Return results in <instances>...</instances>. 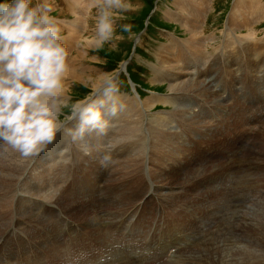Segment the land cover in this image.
Wrapping results in <instances>:
<instances>
[{"label":"rangeland","instance_id":"rangeland-1","mask_svg":"<svg viewBox=\"0 0 264 264\" xmlns=\"http://www.w3.org/2000/svg\"><path fill=\"white\" fill-rule=\"evenodd\" d=\"M64 1H66V2H64ZM69 1H71V0H48V2L52 3V5H53V11L51 13H49V15L58 17L61 22H65L67 19L72 20L73 19L72 17L71 18L68 17L66 19L63 15H61V13L65 15V13H63L64 12L63 9L65 8L64 3L68 4ZM72 1L73 2L77 1L78 3H76V4H78V5H80L82 3V4H84L83 7H85L86 9H89V14H88V17L86 19L87 23L85 25L88 29L86 28V30L82 34V36H86V37H88L89 40H91V33L93 31L94 15H95L94 10H92L89 7L88 2H91V0H72ZM237 1H239V0H237ZM237 1L236 0H209V1L208 0H127V2L131 5V7L122 13L121 19L116 21V30L115 31H116V36L119 37V39H114L111 43L105 44L103 46V48H99V49L96 48L94 45H90L91 47L90 46L86 47V45L88 46V44H86L84 40L79 39V38H78L77 42L75 43L76 46L74 48L72 46L73 44H70V43H68L69 41H67V46H68V50H69L70 57H71V58L69 57V73H71V72L74 73L73 76L70 74L69 75L67 74V75L75 77L76 74L78 76V75H81L82 72H84L82 75L90 78V79L89 78L79 79L80 77H77V79H70L67 77L66 82L70 83L68 85L69 88L67 91V95H68L67 98L69 100V103L74 102V101L79 100V99H83L87 95H89L91 92V89L96 87V86H94V84L96 83L95 79H97L99 77V75H101V74L104 76H107L106 80L111 79V80L116 82V84L118 85V89H119V91L117 93V97H121L124 99L125 98H135V100L138 102L149 101L151 99V101L153 102L155 96H166V95L170 96L171 93L168 92V90H167L169 81L158 79L159 81L153 82L155 80V79H153V76H154L153 67H155L156 65H157V67L158 66L160 67V65L158 64V61H157V55L159 53L158 50H160V49L162 50V48L164 47V45H166V43H168L170 45L173 42L176 45H179V44L183 45V44H185V40H187V38H188V36L184 33L185 32L184 27L181 25L184 24V25L188 26L189 24H187V23H189L190 21H188L187 19H189V17L188 16L185 17L186 14L184 16V13H181L179 6L185 7V9H193L195 7L198 8V14L196 15L197 17H194L196 19V21L198 22V24H197V35L200 39L201 38H204V39L205 38H213V41L211 42V44L209 46L206 45L207 47L205 46L204 48H200L197 55L205 54L208 59L211 58L213 60V59H215L214 57L216 56V53L218 54V52H219L220 56L222 55L224 58L228 59V62L230 61L229 64H227L225 61V64H227V67H232L235 63V54H234V52H232L233 48H234L233 46L238 45L237 42H240L242 44L241 47H244V49H245L244 50L245 57L246 58H253L252 54L254 52L253 51L254 48H253L252 39L253 40H261L264 37V18H263V20H260V21L258 20L257 22L254 23V24H256V26L253 27L254 32H255V36L252 39L250 38V34L248 33V31L246 29H244L245 27H251L252 26V18H251L249 13H244V15L242 16V19L236 20L237 22H239V25L242 28L241 32L239 33L237 30H230V32L228 34V38L227 39L224 38V35L227 32L226 27H225L226 23H227L228 19H230L233 6L235 5V3ZM260 1H261V5L264 4V0H260ZM37 2H43V0H37ZM242 2H244V5L247 6L245 9H248V10L251 9V7L249 5L251 2H248V0H242ZM70 3H72V2H70ZM86 6H88L89 8H87ZM179 12L181 14H183V16L181 14H179ZM178 16H180L179 19H181V18L183 19V22L177 21ZM198 16H200L201 19L200 18L198 19ZM263 16H264V10H263ZM82 20H85V18H82ZM82 20H81V22L84 23V21H82ZM201 21H203V22L201 23ZM191 23H194L193 20L191 21ZM62 25L64 26V34L67 37V33H66V29H67L66 27L67 26H65L64 24H62ZM123 25H129L130 29L128 31H124L123 27H122ZM182 27H183V29H182ZM200 27H201V30H200ZM191 29H192V26H189V31ZM231 34H232V36L229 37V35H231ZM67 40H68V38H67ZM261 41L264 43V38ZM261 41H259V43ZM262 47H260L261 50L264 49V46H262ZM171 48H172V46H170L168 48V50L170 51ZM260 49H259V51H261ZM246 51L252 52L250 54L251 56L247 55ZM263 51L264 50H262L261 53ZM236 52L239 53V51H236ZM77 53L78 54L81 53L80 55H81V58L83 60L81 58H79V59L75 58V57H80V55H78ZM74 55H77V56L74 57ZM174 56H176V55L173 54L172 59L175 58ZM163 57H165V56H163ZM198 57L199 56L195 55V56H191L189 59H186L187 63L183 64L185 69L182 68V66L179 65L178 62H176V64L184 70V71H182L184 73L181 72V73H179V75L185 76L182 74H188V75H186L187 77L185 78V80H191L190 82H193V84H197V87L193 89V90H197V91H194L193 93L191 92L189 95L187 94L188 99L186 100V104H185V105H187V106H185L186 108L182 109L181 111L179 110V112L183 118H188L189 116H191V117H193V119L185 120L184 122H182L179 119V118H181L180 116L172 115L174 113L173 109L175 107H177L178 104L171 107V106L167 105L165 102H163L162 100H157L153 104L155 108L152 111H150L151 109L145 110L146 112L143 111L147 117H143L142 121H141V123L143 125L142 129L145 130L150 125V123H149V125H147V122H149L150 118L152 120L153 118H155L156 116H159L162 113L166 114L164 116L172 118V120H170L172 132H173V134H177V137H174L172 139L174 140L176 145H178L177 146L178 155L177 156L175 155L177 160H178V164L176 165V167H177L179 174L182 177L178 176V177H176V180H170L166 185H164L165 180L168 177V176H165L164 173L169 172V170H170L169 166H175L176 163L173 162L174 163L173 164L171 161H167L161 165V163H159L156 160V157L155 158L149 157V151L152 150V152H153V151H155V149L150 144V140L146 139L143 143L145 145L143 150L144 149L147 150V154H146L147 156L145 157V159L143 161V165L140 168L141 170L134 171L133 166L131 164H129V162L127 161L128 160V158H127L125 160V163L122 165V170H121L122 172H125L127 174V176H125V177L122 176L121 175L122 173H118L120 176L119 175H116V176L111 175L109 183L114 177H115L114 180H124V179L129 180L130 178H131L130 180H132L134 178V182H136L135 179H137V180L144 182V184L146 183V185L151 187L150 190L153 191L154 193H156V195L159 197L175 198V199L177 198L178 200H181L182 202L187 201V202L196 204V201L194 199V194L196 193V190H193V194L191 196L182 197V192H183L182 187L185 186L184 185L185 183L186 184H188L190 182L194 183V181L196 179V178H194L195 174H200L201 172H205L206 174L200 175L201 178L205 179V180H207V178H216L217 181L215 179L214 183L211 185V189H218L219 188L218 179L224 178V174L228 170L233 171V169L236 168V165L234 164V162L232 163L233 158L238 159V157H239V160L241 162L240 163L241 166H239V167H242V161L240 159L242 145L248 139V133L254 127L255 122L260 119V117H261L260 113L264 112V106L260 103L255 102L251 112L247 111L250 108V106H247L246 108H239V107L232 108L231 103L233 101H235V100L236 101L237 100L242 101L239 99V94L235 90L236 87H232L230 85V84L234 85L237 82L238 77L236 76V68L234 69L235 72L233 74V77L231 76L229 70H227L226 71V80H223L221 77V75H223V68L218 69L217 72L215 71L216 73H211L213 71V67H211L212 63L200 66V64H199L200 61L198 60ZM73 58H75V59H73ZM178 59L176 58L177 61H178ZM200 59H203V56H201ZM72 60H74L75 64H74V69H72L70 71V66H72V62H73ZM76 60H78V61L76 62ZM204 62H206V58H205ZM201 63H203L202 60H201ZM164 64L170 65L167 67H166V65L164 66V67H166L165 71H168L171 73L175 72V71L177 72V70L173 71L172 66H171L172 64L169 62V60H166V62ZM159 67H158V69H161ZM194 67H197V68L194 69ZM214 67H217V66H214ZM247 67H249V65H247ZM253 67L251 68V70L248 69V71H253V70L257 69V66H255V64ZM81 69L84 71H82ZM79 71H81V73ZM194 71H197V72H194ZM207 71L209 72L208 75H207ZM244 76H246V73H244ZM211 77H213V79H214V86L213 87L210 84L211 83V81H210ZM239 77L242 79L241 75H239ZM99 83L100 82H98V84ZM203 83H205L207 85V87H204ZM255 83H257V82H255ZM224 87H226L227 92L223 94L222 90ZM204 91H209L211 93V95L209 96V95L204 94ZM150 96H152V97H150ZM202 98H204V99H202ZM257 101H261L260 96L257 97ZM193 102L199 103V105H201V108L198 110L197 108L193 107L192 106ZM179 103H181V102H179ZM173 104H174V102H173ZM204 105L208 106V108L210 110L212 109V111L215 114H217V116L219 118H221L225 121L224 123H227V125H228V127H226L227 130H225L224 127L219 128V126L211 124L209 122V119L206 117V115L204 113L202 114L203 116L205 115L203 118L201 113H202V111H205L204 108H202V106H204ZM262 108H263V110H262ZM67 111H68V109H65V113H67ZM105 113L104 114H105V117L107 119H108V117H111L107 114V110H105ZM239 113H241V114H239ZM244 113H245V115L242 116V114H244ZM184 115H187V116H184ZM116 116L117 115H115L114 117H116ZM254 116L256 118H259V119L256 120ZM248 119H249V122L247 121ZM177 120L180 121L181 123L178 122ZM262 120H264V119H262ZM172 121H173V123H172ZM195 121L197 122L196 124H192V125L188 124V123H192ZM113 123H114V120L113 119L110 120V126L111 127L113 126ZM175 123H177V124L180 123L179 125L183 126V128L188 132V135H190L193 140H196L198 148H199L197 152H195V150L190 149L189 144L182 138L180 133L175 130V127H174ZM74 125H75V121L68 123L66 125V127L71 128ZM167 125H168V122H167ZM206 125H208V126L206 127ZM256 127H259V126H256ZM117 134L118 133L116 132V128L115 129L109 128L105 135L96 136V137L90 136L87 138V145L86 146H83V145L78 146V148H79L78 150L85 155H88L89 150L97 151V153L99 155L97 158H94V160H95L94 164L95 165L93 164L92 168L94 167L93 169H95V170H93V171L90 170L91 174L89 176H91L93 178V179L89 180L90 185H92L93 182L97 183V182L101 181L103 174H104L103 171L105 170V166H106L103 162H105V163L110 162L111 167H113L112 165H114V161H115L116 156H114L113 149H112V153H111V155L113 154L112 155V162L110 160L104 158L105 157L104 156V150L106 153V151H109L110 150L109 148L113 147V146H117L118 148H120V147L125 148V146H123L121 144H110L112 141H114L116 139ZM146 137L148 138L147 135H146ZM256 139H257L256 143L258 144V146L255 149V152L259 153V152H262V150L260 149L262 146H263L262 149H264V144H263L264 125L257 131V134L254 138L253 144H254ZM68 142H70V137L68 135H66L64 132L59 133L57 135V139H56L57 146L54 145L51 149H49V151L47 152V155H46L47 157L45 158V160H42V162L46 163V164H44V166H42V167L39 166L40 160L45 157V156L44 157L39 156L38 160L35 163L36 169H44L50 163V161L57 160L58 156L56 155L57 154L56 152H58V150H61L63 147H65L66 144L68 145L69 144ZM63 143H65V145H61ZM108 143H109V145L104 146V144H108ZM260 143L263 145L261 146ZM253 144L251 145V147L253 146ZM108 146H110L108 148L109 150H106V147H108ZM140 148H142V147H140ZM140 148L138 146V150ZM200 148H203V149L200 150ZM82 150H84V151H82ZM128 151H129V153L131 152L130 150H128ZM179 152H180V154H179ZM67 154L69 155V153H67ZM70 156H73V155L70 153ZM209 156H210V158H209ZM218 156H220L221 158H217ZM56 157H57V159H56ZM60 157H62V156H60ZM214 157L217 158L218 160L215 159ZM49 158H51V160H48ZM70 158H72V157H69L68 159L66 158L65 160H64V157L62 159L59 158L57 160L58 163H59V160L60 161L62 160L61 164H59V167L64 164L63 160L68 162ZM86 159H87V162L91 161L89 158H86ZM191 161L193 162V164L197 163V161H198L197 166H196V164L193 165ZM254 161H256V160L254 159ZM62 162H63V164H62ZM235 162L237 163V160H235ZM98 164L102 167V168L100 167L99 170L96 169V167H99ZM158 164H159V166H158ZM221 168H222V170H221ZM225 168L227 169V171ZM256 169L261 171L262 175L264 174V164H262V163L257 164ZM112 170H113V168H112ZM38 171L35 172V174H34V176L37 177V180H34L33 183H38V178L44 179V178L50 177L49 175H47V173L38 172ZM117 171L120 172L119 168H117ZM41 174L45 177L41 176ZM208 174H210V175H208ZM163 175H164V177H163ZM240 175L243 176L241 173H240ZM152 176L155 177V179ZM95 179L97 181H94ZM156 180L158 181L159 185H157L158 183L157 184L154 183V181H156ZM28 181H30V180L28 179ZM161 181H164V182H161ZM244 182H246V181H244ZM2 186L5 187L7 185L3 184ZM261 186H264V183L263 184L261 183ZM137 189H138V187H137ZM46 191H47V193H46ZM60 192L61 191L58 190V192L55 193V190H53V193H52V191L50 189L46 188V189L40 191L39 195H42V197H41V199H37V200H43L44 194H47V196H49L53 200L48 201L45 199L46 201L45 200H43V201L50 203V204H56L62 210L64 209L62 212L64 214H66L67 217H69L71 220H73L76 223L81 224V225L83 223V221H82L83 217L92 216L89 213L93 212V211H89L85 215L82 214L84 211H80L83 207H85V205H83V204H86V201H80L79 202L76 199L70 200L67 197H65L66 199H63ZM188 192L191 193L192 191L190 190ZM50 193H51V195H49ZM260 194H261V196L264 195V187L262 188V192H260ZM217 196L218 195H216V194L215 195H209V194L207 195L206 194L203 196V199L199 202V205H198L199 207H202V209H203V213L200 214L199 217L203 218L205 216V213L207 212V210H210V209H206V207L209 206L210 204H212V200H214ZM13 198L14 197H11V198L5 199V200L4 199L0 200V230H1L0 234L10 224V220L13 218ZM55 200H57V202L53 203ZM170 201H174V200L171 199ZM174 203H176V202H174ZM242 203H241V205H242ZM78 204H80L79 205L80 207H78ZM131 204H134V203H131ZM178 205H180V204H178ZM218 209H219V207H218ZM65 210H68V211H65ZM188 210H190V209H188ZM15 211L19 215L20 221H21V218H23V219L27 218V219H30V220L36 221V222L39 221L36 218V216L38 217L37 212H35L33 207L30 206L28 203L26 206L25 205L22 206L21 202L18 201L17 205L15 206ZM195 212L197 213V211H195ZM209 212L210 211H208L207 213H209ZM93 214L98 215V213L95 214V211L93 212ZM250 214H251V212H250ZM180 216H182V218H184L183 214H180ZM225 218H227V217H225ZM240 218H241V222H243L242 215L240 216ZM250 222L251 221L249 220V218H245L243 223L249 224ZM95 224L99 225L101 223L95 222ZM37 228H39V227L34 226V229H33V231L31 230V233H28V230H26V229L24 232L27 234H33L35 229H37ZM41 229L40 228L37 229V233H39L41 231ZM54 232H55V230L52 229L51 234ZM102 232H105V231H102ZM207 239H203L200 243H198L196 245L199 246L200 249L206 248L208 245H204V243H205V241H207ZM17 240L19 241L20 238H17ZM57 240H58V237H55L54 241H57ZM209 243H211V242H209ZM229 244H232V242L230 240H229ZM229 244L227 246H229ZM45 245L48 246L49 244L46 243ZM219 245H224V241H222L218 245H215L212 249L216 248ZM46 246H44V248ZM120 247H122L123 249H127L126 251L128 253L132 252L131 251V248H132L131 244L130 245L129 244H123ZM73 248H74L73 246L70 247V249H73ZM180 251L179 252L176 251V252L172 253L170 258L168 259L167 263H169L171 261L173 264L177 260V258L178 259H181V258L185 259V261H187V258L188 259L190 258L189 261L195 262V259H193V258L197 257V255H195V254L190 255V253H185L182 255L181 254L182 252H180ZM90 253L85 252L84 253L85 257H86V258L84 257L85 260L81 261L82 260L81 259L78 263L79 264H84V262L89 263V264L95 263L93 258H91V260H90V258H89L90 256L88 255ZM99 253H101V252L100 251L97 252V254H99ZM101 254H103V255H99V256H104V255H107V252H104ZM93 255H96V252H94ZM197 260H200V259H197ZM150 261H152V260H150ZM153 261H154L153 263L155 264V262L159 261V260L157 259V260H153ZM196 262H198V261H196ZM135 264H137V263L135 262ZM187 264H188V262H187ZM197 264H202V263L198 262Z\"/></svg>","mask_w":264,"mask_h":264},{"label":"bare ground","instance_id":"bare-ground-1","mask_svg":"<svg viewBox=\"0 0 264 264\" xmlns=\"http://www.w3.org/2000/svg\"><path fill=\"white\" fill-rule=\"evenodd\" d=\"M64 2H66V1H64ZM70 2H72V3H70ZM248 2H251L249 4L251 7L250 10L245 9L247 6L244 5V2H242V0L237 1L235 3V5L233 6L231 17H230V19H228L226 26H225L226 30H227V32L224 35L225 39L228 38V34H229L230 30H237L239 33L241 32L242 28L240 27L239 22H237L236 20L242 19V16L244 15V13H249L251 18H252V26L251 27H245L244 29H246L248 31L251 39L253 38V36H255V32H254L253 27L256 26V24H254V23L257 22L258 20L259 21L263 20V18H264V16H263L264 4L261 5L260 0H248ZM76 3H78V2L77 1L73 2L72 0L69 1L68 4L64 3L65 8L63 9L64 10L63 13H65V15L61 13V15H63L66 19L68 17L73 18L72 20L67 19L66 20L67 22L66 21L62 22V24L67 26L66 27L67 28L66 33H67V38H68L67 41H69L68 43L73 44L72 46L74 48L76 46L75 43L77 42V40L79 38V39L84 40L85 43L88 44V46L86 45V47H89L90 45H93V44L90 42L88 37L82 36V34L85 32V30L87 28L85 25L87 23L86 19H87L88 14H89V9H86L85 7H83L84 4H82V3L80 5H78ZM88 3L90 4V2H88ZM86 7L89 8L88 6H86ZM179 9H180L181 13H184V16L186 14L185 17H187V16L189 17V19L186 18L188 21H190L189 23H187V24H189L188 26L181 23L182 24L181 26H183L185 29L184 33L188 36V38H187V40H185V44H183L184 46L180 45V44L176 45L173 42L170 45L168 43H166L167 46L164 45L162 50L161 49L158 50L159 53L157 55V61H158V64L160 65V67L159 66L158 67L161 69H158L157 65L155 67H153V71H154L153 72V74H154L153 79H155L153 82L159 81L158 79L169 81L167 90H168V92L171 93V94L169 93L170 96L169 95L168 96L167 95L166 96H155L153 102L151 101L150 98H149L150 99L149 101L138 102L135 100V98H125L124 99L121 97H116V99L118 101V105H122L123 107H118L116 117H114V116L108 117L109 120H112V119L114 120L113 126L112 127L110 126L109 128L110 129L116 128V132L118 133L116 139L114 141H112L110 144H121V145L125 146V148H122V147L118 148L117 146L110 147L113 149L114 156H116V158H117V159L115 158L114 165H112L113 166L112 167L113 168V170H112L113 176L119 175L118 173H122L121 175L124 177L127 176V174L125 172L121 171L122 165L125 163V160L127 158H128L127 161L129 162V164H131L133 166L134 171L141 170L140 168L142 167L143 161H144L145 157L147 156L146 155L147 150H145V149L143 150V148L145 146L143 143L146 139H149L150 144L155 149V151H153V152H152V150L149 151V157H153V158L156 157V160L159 163H161V165L167 161H171L172 163L173 162L176 163L175 166H169V168H170L169 172L164 173L165 176H168L167 179L165 180L164 185H166L170 180H176V177H178V176L182 177L179 174L177 167H176V165L178 164V160L176 158V156L178 155V150H177L178 145H176V143L172 139L174 137H177V134H173L172 128L170 125V122H171L170 120H172V118L164 116L166 114H163V113L160 114L159 116H156L152 120L150 118L149 122H147V125H149V123H150V125L145 130L142 129L143 125L141 123L142 118L147 117L144 113V112H146L145 110L151 109L150 111H152L155 108L153 104L157 100H162L163 102H165L167 105H169L171 107L178 104L177 107H175L173 109L174 113L172 115L180 116L181 118H179V119L182 122H184L185 120L193 119V117H191V116H189L188 118H183L182 115L180 114L179 110L181 111L182 109L186 108L185 106H187V105H185V104H186V100L188 99L187 94L189 95L191 92L193 93L194 91H197V90H193L194 88L197 87V84H193V82H190L191 80H185V78L187 77L186 75H188V74H182L185 76H180L179 73L184 71L182 69V68H184L183 64H186L187 63L186 59H189L191 56H195V55L199 56L198 60L200 61V63H199L200 66L205 65L206 62H204V60H205L206 55L205 54L197 55V53H198L200 48H204L206 45L209 46L211 44V42L213 41V38H205V39L201 38L200 39L198 37V35H197V24H198V22L194 18V17H197L196 15L198 14V8L195 7L193 9H185V7L179 6ZM181 13L179 12V14H181ZM181 15L183 16V14H181ZM179 17L180 16L177 17V19H178L177 21L183 22V19L182 18L179 19ZM82 18H85V20H82ZM199 18H200V16H198V19ZM81 20L84 21V23H82ZM192 20L194 23H191ZM202 22L203 21H201V23ZM189 26H192V29L190 31H189ZM183 27H182V29H183ZM200 30H201V27H200ZM230 36H232V34L229 35V37ZM170 46H172V48L169 51L168 48ZM262 46H264V43L261 44V47ZM262 50H264V49H262ZM258 51H259V49H258ZM261 51H259V54L264 56V51L262 53H261ZM246 53H247V55L251 56L250 54L252 52L246 51ZM80 54L81 53H79L78 55H80ZM173 54L176 55V56H174L175 60L172 59ZM75 56H77V55H74V57ZM163 56H165V57H163ZM201 56H203V59H200ZM218 56L223 57L222 55L220 56L219 52H218V54L216 53V57H218ZM75 58L79 59V58H81V55H80V57H75ZM75 58H73V59H75ZM176 58L177 59L179 58L178 61L176 60ZM224 59H225L227 64L230 63V61L228 62V59H226V58H224ZM247 59H248V60H246L247 65H249L248 69L251 70V68L254 66V64H255V66H257L255 58H247ZM166 60H169V62L172 64L171 66H172L173 71L177 70V72L175 71V72L171 73V72L165 71L166 67L170 66V65H166L167 63L164 64L166 62ZM201 60L203 61V63H201ZM72 61L73 62H72V66H70V71L72 69H74L75 62H74V60H72ZM77 61L78 60H76V62ZM176 62H178V64L181 65L182 68L180 66H178L176 64ZM227 64L224 65V67H225L224 70L225 71L229 70L231 76L233 77V74L235 72V70H234L235 63L232 67H227ZM165 65H166V67H164ZM195 68H197V67H194V69ZM82 71H84V70H82ZM79 72L81 73V71H79ZM216 72H215V68H213V71L211 73H216ZM246 72L247 71L244 70V73H246ZM83 73L84 72H82V74ZM182 73H184V72H182ZM67 74L68 75L70 74L73 76L74 73H72V72L69 73V71H68ZM82 74L78 75V76L76 74L75 77L67 75V77L70 79H77V77H80L79 79L89 78V77L83 76ZM208 74H209V72L207 71V75ZM106 78H107V76H104L102 74L99 75V77L97 79H95L96 83L94 84V86H98L100 84V83L98 84V82H101L102 80H106ZM69 84L70 83H67L65 81V91L63 93L65 97L68 96L67 91L69 88L68 87ZM203 86L207 87V85L205 83H203ZM204 94L209 95V96L211 95V93L209 91H204ZM150 97H152V96H150ZM202 99H204V98H202ZM173 102H174V104H173ZM179 102H181V103H179ZM239 114H241V113H239ZM244 115H245V113L242 114V116H244ZM184 116H187V115H184ZM260 116L262 119H264V112L260 113ZM255 119L257 120L259 118L255 117ZM173 121H172V123H173ZM247 121L249 122V119ZM167 122H168V125H167ZM178 122H180V121H178ZM196 123L197 122L195 121V122L188 123V124L192 125V124H196ZM75 126H76V122H75V125L72 126L71 128L74 129ZM207 126L208 125H206V127ZM68 128H70V127H68ZM146 135L148 136V138L146 137ZM91 136L96 137L97 135L93 134ZM256 142H257V139L255 140L253 146L250 148L249 153L252 154V156L258 161V163L261 162L262 164H264V149H262L263 148L262 145L264 144V140H263V144L260 143L262 147L261 148L259 147V148L262 150V152H259V153L255 152V149L258 146V144ZM68 143H70V142H68ZM54 145L57 146L56 141L49 146V148L46 152L41 153L40 156L41 157L46 156L49 149H51ZM61 145H65V143H63ZM106 145H109V143L104 144V146H106ZM78 146L79 145H72L70 151L68 152L69 155H70V153L73 156L76 154V155L82 157L85 161H87L86 158H89L91 160V161H89V163L93 166V164L95 163L94 158H97L99 156L97 151L89 150L88 155H85L78 150L79 149ZM138 146H139V148L142 147V148H140L141 150L140 149L138 150ZM0 147H7V146L6 145H0ZM128 150H130L131 152L129 153ZM60 151L61 150H58V152H56L58 159L61 158L60 157L61 155H59ZM82 151H84V150H82ZM179 154H180V152H179ZM105 155H106V153L104 150V156ZM73 156H71L72 158H70L68 162H70L73 159ZM38 158H36L34 160L21 158L18 153H15L10 148L8 149V151L4 155L0 156V200L1 199L5 200V199H9V198L13 197L14 191L18 192L22 195L33 197L35 199H41L42 195H39L41 190H44L46 188L52 189L53 180L51 178V175H52L51 174V166H52V164H56L55 166L59 167V164H61L62 160L61 161L59 160V163H58V161H57L58 159L56 157L57 160L50 161V163L44 169H36L35 163L38 160ZM62 158H63V156H62ZM209 158H210V156H209ZM217 158H221V157L218 156ZM217 158H215V159H217ZM41 160L39 162L40 167L44 166L41 164ZM48 160H51V158H49ZM64 160H63V162H64ZM235 160H237V163L235 162ZM63 162H62V164H63ZM233 162L236 165V168H234L233 171H231V170L227 171V169L225 168L227 172L224 174V178L218 179V184H219L218 189H211V185L214 183L216 178H207V180H205V179H202L200 176L201 174H206L205 172H201L200 174H195L194 178H196V179H195L194 183H191V182H190L191 184L185 183L184 184L185 186L182 187V191H183L182 197L191 196L193 194V190H196V193L194 194V199L196 201V204L190 203L187 201L182 202L181 200H179V202H181L180 204L182 206H184V211H183V213H181L184 215L183 220H181L178 216H171L167 220L168 223H177V224L182 223L183 225L188 226L187 228H190V229L193 226H194V228H203V227L208 226L212 221H218L217 224L211 230H209L207 233L208 239L205 238V239H207V241H205L204 245H208V246L206 248L200 249L199 246H197L196 244L194 245L197 247L198 252L199 251L202 252L198 256V259H200V260H196L198 262H201L202 264H264V195H262L260 198H256L257 195H259L260 192H262V188L264 187V186H261V183L262 184L264 183V174L261 176L252 177V176L245 173L244 176L242 177L240 175V173L242 172V167H239V166H241L240 165L241 162L239 160V157H238V159L233 158L232 163ZM103 163L106 165L105 162H103ZM197 163H198V161H197ZM197 163L193 164V162H192V164L193 165L196 164V166H197ZM98 166L99 167H96V169L99 170V168L101 166L99 164H98ZM158 166H159V164H158ZM117 168H119L120 172L117 171ZM222 168H221V170H222ZM93 170H95V169L92 168L91 171H93ZM37 171L38 172H45L50 177L44 178V179L38 178V183H33L34 180H37V177L34 176L35 172H37ZM42 174H41V176H43ZM164 175H163V177H164ZM208 175H210V174H208ZM43 177H45V176H43ZM114 178L110 181V183L112 184V186L114 188V194H115V198L113 197L112 201L115 200V204L117 207L115 208L113 206H108L109 208L107 207L105 209L108 213H112L114 215H118V213L123 212L125 210V208L128 209L131 206L133 207L134 204H131V203L137 202V200L141 197V192H148L151 188L148 185H146V183L144 184V182H142L140 180L135 179L136 182H134V178L132 180H130L131 178L129 180H127V179L114 180ZM153 178L155 179V177H153ZM28 179L30 181H28ZM216 181H217V179H216ZM244 181H246V185L242 186ZM161 182H164V181H161ZM154 183L157 184L158 181L156 180V181H154ZM3 184H6L7 186L3 187L2 186ZM157 185H159V183ZM137 187H138V189H137ZM190 190L192 191L191 193L188 192ZM253 191H254V195L249 196L250 192H253ZM46 193H47V191H46ZM60 194H61V192H60ZM206 194L207 195L208 194L209 195H215L216 194L218 196L214 200H212V204H210L209 206L206 207V209H210V210H207V212L208 211H210V212L209 213L206 212L205 216L203 218H201V217H199V215L203 213V209H202V207H199L198 205H199V202L203 199V196ZM49 195H51V193ZM61 195H62L63 199H66L65 195H63V194H61ZM45 199L48 201L53 200L49 196H47V194H44L43 200H45ZM166 199H169V200L174 199V200L178 201L177 198L176 199L175 198H166ZM55 202H57V200H55L53 203H55ZM242 202L243 203H249L251 205V211H250L251 214H249L247 217L251 221L249 224L243 223L244 221L241 222L240 215L243 211L242 210L243 207L241 205ZM21 204H22V206L27 205V203H25V202H23V203L21 202ZM79 205L80 204H78V207H80ZM83 205H85V207H86L87 203L83 204ZM85 207H83L80 210V211H84L82 213L83 215H85L89 211H93V209H86ZM218 207H219V209H218ZM188 209H190V210H188ZM65 211H68V210H65ZM195 211H197V213ZM89 214L92 216L82 218L83 219L82 225L86 228V230H90V231H87V234H89L91 237H93L95 239V241L101 240L102 239L101 235H108L109 236V233L107 232V230H105V232H102V231H98L95 229L96 227H98V225H96L95 222H99L102 224V222L99 220V216L94 215L93 212H90ZM225 217H227V218H225ZM37 229H39V228H37ZM37 229H35L33 234H27V233L23 232L22 236L17 237V238H20L19 243H21V244L33 243L35 240L40 239L41 237L38 236V234L40 232L37 233ZM51 230L49 231L50 234H51ZM41 231H43V229H41ZM106 238L109 241V238L108 237H106ZM73 240L71 241V243L69 245V252L74 250L76 247L73 243ZM176 240L179 241V240H182V238H176ZM229 240L232 242V244H229ZM222 241H224V245H219L216 248L212 249L215 245L220 244ZM209 242H211V243H209ZM228 244H229V246H227ZM172 245H173V243L170 244L169 246H172ZM63 246L64 245L55 246L52 248L50 247L46 251L33 253L30 256L25 255V254L21 253L20 251H14L12 253H13V256L17 257V261L15 264H58L62 261V258L64 256V253L60 249ZM72 246L74 248L70 249V247H72ZM132 247H133V245H132ZM101 248H103V247H101ZM104 248H105V252H107V255L110 257H113V256H119L120 257L121 256V257L128 258L127 260L117 262L115 264H132V263H135V262H131V259H130V256L133 254L134 251L128 253L126 251L127 249H123L120 246L115 248V246L112 243H108L106 246H104ZM189 249H190V247H189ZM101 253H99V254L96 253V255L91 256V258L94 259V262H96V260H98L100 257H102V256H99V255H103ZM85 258L82 259L80 256H76V257H74L73 264H79L78 262L81 259H82L81 261L85 260ZM193 259H195V258H193ZM189 260H190V258L189 259L187 258V261H185V259H178L177 258V260L173 264H187V262H188V264H197L198 263L196 261L192 262ZM153 262H154L153 260L152 261L147 260V262H145L143 260V262L141 264H152ZM84 264H89V263L84 262Z\"/></svg>","mask_w":264,"mask_h":264},{"label":"clouds","instance_id":"clouds-1","mask_svg":"<svg viewBox=\"0 0 264 264\" xmlns=\"http://www.w3.org/2000/svg\"><path fill=\"white\" fill-rule=\"evenodd\" d=\"M94 26L90 42L103 48L116 36V21L131 5L127 0H91ZM48 0H0V156L10 148L24 159H36L64 132L72 145H87L93 134L110 127L115 116L118 85L102 80L83 99L69 103L64 96L70 53L64 26ZM128 31L129 25H123ZM65 109H68L65 113ZM76 122L74 129L67 128Z\"/></svg>","mask_w":264,"mask_h":264},{"label":"trees","instance_id":"trees-1","mask_svg":"<svg viewBox=\"0 0 264 264\" xmlns=\"http://www.w3.org/2000/svg\"><path fill=\"white\" fill-rule=\"evenodd\" d=\"M45 158H46V156L42 160H45ZM42 160H41V164L44 165L45 163H43Z\"/></svg>","mask_w":264,"mask_h":264}]
</instances>
